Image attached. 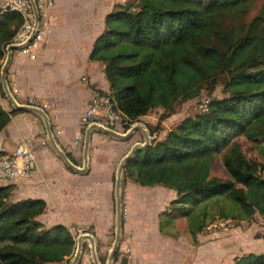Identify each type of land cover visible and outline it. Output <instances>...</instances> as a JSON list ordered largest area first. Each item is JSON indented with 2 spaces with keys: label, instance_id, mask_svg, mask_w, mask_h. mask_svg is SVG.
Masks as SVG:
<instances>
[{
  "label": "trees",
  "instance_id": "1",
  "mask_svg": "<svg viewBox=\"0 0 264 264\" xmlns=\"http://www.w3.org/2000/svg\"><path fill=\"white\" fill-rule=\"evenodd\" d=\"M257 1L264 4L126 0L106 15L93 44L90 58L104 64L107 92L129 123L161 108L159 129L177 105L205 93L206 110L162 136L152 130L157 137L124 168V178L142 186L176 191L170 215L189 216L202 204L209 211L222 199L229 205H219V217L264 215V47L243 58L248 44L264 41V10L249 17ZM23 22L19 12L0 10V67ZM218 87L221 97L214 95ZM19 112L0 107V132ZM45 206L42 199H14L12 187L0 185V264L68 263L74 236L39 219ZM233 264H264V255L244 254Z\"/></svg>",
  "mask_w": 264,
  "mask_h": 264
},
{
  "label": "crops",
  "instance_id": "2",
  "mask_svg": "<svg viewBox=\"0 0 264 264\" xmlns=\"http://www.w3.org/2000/svg\"><path fill=\"white\" fill-rule=\"evenodd\" d=\"M39 1L42 5L52 2L47 32L30 44L28 54L12 56L7 85L19 103L45 110L56 144L72 163L81 166L85 157L83 136L76 141L82 130L81 116L94 91L109 90L104 64L90 58L91 50L104 30L106 15L115 4L126 0ZM0 107L13 109L1 80ZM161 113L157 108L139 120L145 126L153 125ZM23 140L34 153L32 171L25 177L0 181V185H10L14 199H42L46 206L39 219L46 226L64 225L74 238L78 229L91 232L104 263L114 237L116 169L131 146L143 140V134L136 130L123 140L93 132L86 150L85 173L71 169L55 151L36 112L22 111L11 117L0 132V151L11 154ZM121 195L122 239L116 252L121 264H233L244 254L264 255L262 214L256 212L249 219L219 217L215 213L219 205H229L222 199L209 211L203 210L208 204H202L189 216L170 215L177 198L174 189L142 186L124 174ZM209 214L214 218L210 220ZM220 218L229 221L225 227L206 229ZM125 246L130 247L129 256L122 252ZM89 259L84 243L80 264ZM118 260L114 258L113 264Z\"/></svg>",
  "mask_w": 264,
  "mask_h": 264
},
{
  "label": "water",
  "instance_id": "3",
  "mask_svg": "<svg viewBox=\"0 0 264 264\" xmlns=\"http://www.w3.org/2000/svg\"><path fill=\"white\" fill-rule=\"evenodd\" d=\"M28 1L30 6V12L28 11V9H24L23 13L26 15V17L33 26L30 37L25 42L9 44L5 49V56L2 61V65L0 67V80L3 87V91L5 93V96L11 102L13 109L17 111L36 112L37 114H39L44 121L46 137L48 142L52 144L55 151L64 159L66 164L71 169L79 173H85L88 169V159H87L88 157L86 154V150L88 147L90 136L93 132H101L111 137L123 139V140L130 138L131 135L136 130H140L141 133L143 134V140L140 142H136L131 146L129 152L121 159L116 169L115 188H114V195H115L114 237L111 246L108 250L107 259L105 260L104 263L100 261L93 234L89 232L87 229L82 228L77 230V235L75 237V248L68 262V264H80V259L84 251V243H87L89 258L92 264H113L116 252L119 249L120 242L122 239L123 205H122L121 187H122L124 168L127 162L135 153L151 145L152 141L156 138L155 137L156 135L155 134L152 135L149 132V130L146 128L145 124H143L142 122H135V123L126 122L124 124L125 127L124 131L113 130L101 124L93 122L88 124L83 131L85 157L82 165L77 166L67 158L66 154L55 142L50 119L46 114L45 110L40 106L33 105L30 103H19L15 99L12 91L9 89L6 81V73L12 59L13 50L21 49L27 46L37 33L38 22H39L38 7L36 4V0H28ZM13 11H17V10L14 9Z\"/></svg>",
  "mask_w": 264,
  "mask_h": 264
},
{
  "label": "built area",
  "instance_id": "4",
  "mask_svg": "<svg viewBox=\"0 0 264 264\" xmlns=\"http://www.w3.org/2000/svg\"><path fill=\"white\" fill-rule=\"evenodd\" d=\"M38 7L39 22L37 33L34 38L29 42V44L21 49L13 50V55L15 54H28L30 52V44L38 37L43 36L47 32L49 20L51 18L49 8L52 2L47 1L45 5H42L39 0H36ZM17 10L23 18L24 22L15 33L12 38L11 43H22L25 42L31 34L32 24L23 13L24 9H28L30 12V6L28 0H0V10ZM10 43V44H11ZM12 55V56H13ZM4 59V58H3ZM46 107V106H43ZM199 109L206 110V104L204 101L199 105ZM98 123L107 128L124 131V124L128 122L126 120L125 114L117 108L116 102L112 95L107 91L96 90L93 92L89 104L81 116V132H79L76 141L82 140L83 131L86 126L90 123ZM34 165V153L28 147V141H21L18 146L14 149L11 154L3 155L0 157V181H11L17 177L27 176L33 168ZM228 220L222 218L217 219L211 225L207 226V230H212L220 227H225ZM75 239V238H74ZM123 254L129 256L130 247L125 246L122 248ZM86 264H92L91 260H87ZM115 264H121L120 259Z\"/></svg>",
  "mask_w": 264,
  "mask_h": 264
},
{
  "label": "rangeland",
  "instance_id": "5",
  "mask_svg": "<svg viewBox=\"0 0 264 264\" xmlns=\"http://www.w3.org/2000/svg\"><path fill=\"white\" fill-rule=\"evenodd\" d=\"M262 10H264L263 2L257 1L255 4L252 5L250 13H249V17H252L254 14H256ZM263 47H264V41L263 40H256V42H254L252 44H248L246 46V50H245V54H244L243 58L246 57L247 55H249L250 52H254L256 50L258 51V50L262 49ZM214 95L217 97L222 96L221 87H218L215 90ZM205 99H206V96H205V93L203 92L201 96L177 105L175 113L173 115H171L170 117L166 118L163 121L164 124L161 123V126L159 129L157 128L158 127L157 122H156V124H153V125H146L149 132L152 134V133H154V132H152V130H154V131L158 130L157 132H159L160 135L166 133L167 130L170 129L172 126H174L177 122H179L180 120H182L186 116L192 115L195 112H197L199 110V105L202 103V101H205ZM136 122H142V121L138 120ZM133 123H135V122H133ZM248 151H249L250 156L254 155V153H255V150L253 151L250 149ZM213 170L216 174H219L221 171V164H220L218 158H216L214 160Z\"/></svg>",
  "mask_w": 264,
  "mask_h": 264
}]
</instances>
